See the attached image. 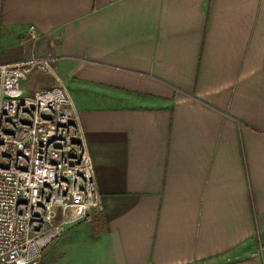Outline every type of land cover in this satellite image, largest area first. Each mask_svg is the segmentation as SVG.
Instances as JSON below:
<instances>
[{
  "label": "crops",
  "instance_id": "0c3cea01",
  "mask_svg": "<svg viewBox=\"0 0 264 264\" xmlns=\"http://www.w3.org/2000/svg\"><path fill=\"white\" fill-rule=\"evenodd\" d=\"M46 53L101 209L37 264H264V0H0V64Z\"/></svg>",
  "mask_w": 264,
  "mask_h": 264
},
{
  "label": "built area",
  "instance_id": "2783aa9c",
  "mask_svg": "<svg viewBox=\"0 0 264 264\" xmlns=\"http://www.w3.org/2000/svg\"><path fill=\"white\" fill-rule=\"evenodd\" d=\"M25 33L31 43L40 38L34 25ZM55 61L46 53L0 64V264H37L65 231V220L55 221L59 209L73 206L72 217L84 220L101 209L78 112ZM32 73L54 82L27 93Z\"/></svg>",
  "mask_w": 264,
  "mask_h": 264
},
{
  "label": "rangeland",
  "instance_id": "374dc122",
  "mask_svg": "<svg viewBox=\"0 0 264 264\" xmlns=\"http://www.w3.org/2000/svg\"><path fill=\"white\" fill-rule=\"evenodd\" d=\"M60 76L61 75H59V77ZM61 77H60V79H61ZM53 82H54V79L51 76L44 75V74L32 73L31 75H29L28 80L26 82H24L23 88H24L25 92L31 93V92L35 91L36 89L48 87L51 84H53ZM71 207L66 208V209H59L58 212L60 214L67 213L68 211L70 212L71 211ZM96 218H97V215L96 216L94 215L93 219L90 220V222H92L93 224H95V222L97 221ZM55 221H57V214H56ZM81 223H85V222L82 221ZM260 248H263L264 249V246H259V248L257 247L253 251V253H255L256 251H258ZM5 264H9V263H5Z\"/></svg>",
  "mask_w": 264,
  "mask_h": 264
},
{
  "label": "trees",
  "instance_id": "16d2710c",
  "mask_svg": "<svg viewBox=\"0 0 264 264\" xmlns=\"http://www.w3.org/2000/svg\"><path fill=\"white\" fill-rule=\"evenodd\" d=\"M58 214H59V215H58ZM59 216H60V213L58 212V213H57V218H58Z\"/></svg>",
  "mask_w": 264,
  "mask_h": 264
}]
</instances>
